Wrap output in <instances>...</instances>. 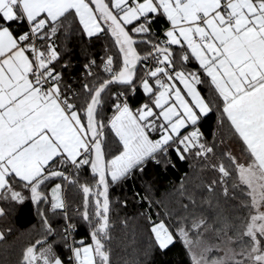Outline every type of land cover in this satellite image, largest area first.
Here are the masks:
<instances>
[{
	"label": "snow or ice",
	"instance_id": "6c2138e0",
	"mask_svg": "<svg viewBox=\"0 0 264 264\" xmlns=\"http://www.w3.org/2000/svg\"><path fill=\"white\" fill-rule=\"evenodd\" d=\"M173 154L212 175L168 203L144 182L145 254L264 264V0H0V202L40 221L16 264H113L110 188Z\"/></svg>",
	"mask_w": 264,
	"mask_h": 264
},
{
	"label": "trees",
	"instance_id": "16d2710c",
	"mask_svg": "<svg viewBox=\"0 0 264 264\" xmlns=\"http://www.w3.org/2000/svg\"><path fill=\"white\" fill-rule=\"evenodd\" d=\"M102 43L93 46L97 56L102 55L100 51ZM80 44L81 41L75 34L69 38L67 43V48L70 50L73 59V76L79 72V64L83 63ZM202 91L206 93V89H202ZM135 99L138 100L139 96ZM133 106H135V103H133ZM215 119V113L213 112L202 129L209 140L213 138ZM220 135H223L227 140L228 133L226 129H221L218 132V137ZM173 161L176 164L175 168L168 167L165 169L163 164L159 166L150 164L147 174L142 179L134 178L119 186L110 188V197L113 201L112 219L116 223V227L113 229L115 238L112 242L113 264H189V258L179 244L172 247L165 254L153 252L146 255L145 251L150 247V237L145 230L144 219L139 216V213L145 211L148 207L145 202L139 200V197L145 194V181L151 180L153 182L152 197L154 200H162L168 203L175 195L174 189L182 182V177L185 184L192 185L201 180H207L212 175L211 172H202L200 165L190 166L193 163L191 161L179 162L175 159L174 154ZM136 193L139 195H135ZM125 198L127 199L126 207L117 202ZM0 207H5L8 212L7 216L0 217V229L11 228V233L7 234L4 240H0V264H16L22 248L30 241L34 242L35 239L39 238L40 221L35 207L30 202L25 203L23 206L0 202ZM161 211V209L154 207L151 212L152 218L157 219L158 212ZM125 217L130 218L127 227L119 223ZM159 218L166 219L162 215ZM87 233V226L80 223L74 232V238L87 240ZM57 250L64 253L62 246L58 247Z\"/></svg>",
	"mask_w": 264,
	"mask_h": 264
}]
</instances>
